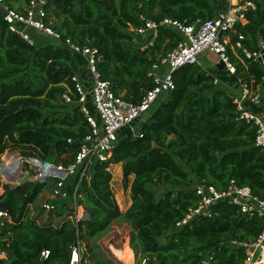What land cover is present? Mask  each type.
I'll list each match as a JSON object with an SVG mask.
<instances>
[{
  "label": "trees",
  "instance_id": "16d2710c",
  "mask_svg": "<svg viewBox=\"0 0 264 264\" xmlns=\"http://www.w3.org/2000/svg\"><path fill=\"white\" fill-rule=\"evenodd\" d=\"M4 1L22 11L28 0ZM106 1L109 12L103 0H52V28L63 39L96 47L101 77L109 81L115 94L123 93V99L133 103L152 88L147 77L150 66L181 39L176 32L161 29L152 46L141 49L129 32L140 26L138 15L155 22L171 18L192 23L211 19L226 8L221 0ZM247 1L255 9L246 12L247 23L237 25L236 31L244 35L246 47L255 50L257 40H264V0ZM229 36L234 42L235 36ZM228 53L236 67L235 76L216 70L221 83L232 84L238 78L252 89L259 86L261 107L254 110L264 111L263 69L252 61L236 59L230 50ZM78 69L77 56L64 46L29 45L9 33L0 12V155L14 150L53 164L73 161L81 140L90 133L71 83ZM172 80L174 89L156 103L140 125L141 136L119 137L107 162H92L83 176L78 169L65 181L67 198L54 206L67 211L69 217L75 200L89 215L88 221L77 226L68 218L58 226L50 220L39 224L29 217L30 206L44 185H4L0 211L7 212L11 223L0 228L5 254L0 264H40L43 250L50 253L46 264H68L70 246L77 239L82 264H112L103 258L96 243L83 245L80 239L83 235L89 239L102 236L120 220L130 228L128 237L138 258L136 264L143 260L144 264H200L205 255L211 257L210 264H243L242 249L230 243L255 240L263 228L262 218L242 215L237 208L219 203L212 206L210 218L168 231L189 207L198 204L192 190L197 183L224 189L234 180L264 200V156L254 146L256 129L239 120L229 89L214 85L213 76L201 66H183L172 73ZM65 92L70 93L69 104L61 99ZM86 106L94 115L89 97ZM118 164L125 186L130 183V206L124 212L110 187L108 169ZM153 187H160V193ZM115 253L130 263L127 249Z\"/></svg>",
  "mask_w": 264,
  "mask_h": 264
},
{
  "label": "built area",
  "instance_id": "2783aa9c",
  "mask_svg": "<svg viewBox=\"0 0 264 264\" xmlns=\"http://www.w3.org/2000/svg\"><path fill=\"white\" fill-rule=\"evenodd\" d=\"M221 1L226 3V8L218 10L213 18L205 21L196 20L188 23L186 20L164 18L155 22L145 15H138L140 26L136 29L130 28L129 32L133 33L135 40L137 37L145 39L141 49L152 46L161 29L172 30L179 34L181 39L172 50L150 66L147 77L152 88L145 93L142 100L133 103L124 100L122 95L115 94L109 81L101 77L97 66L100 57L96 47L80 45L70 38L63 39L62 35L52 28L54 21L50 16L53 8L52 0H28L22 11L16 7L11 8L4 0H0V12L9 33L16 35L29 45H34L32 35L37 34L42 38L50 39L52 44L64 46L71 54L83 60L90 80V86L86 89L77 75L71 77L76 103L90 126V133L81 140L73 161L66 165L53 164L38 156H27L18 151L6 150L0 155V195L4 192V185L12 188L25 182L46 185L52 181L51 199L59 201L66 199L67 192L64 190V184L68 177L74 175L78 169H81V176H83L92 162H107L119 141V131L128 127L129 132L133 133L131 125L149 114L161 95L174 89L172 73L187 65L201 66L200 58L205 53L215 56V64L221 62L224 72L231 77L235 76L236 67L229 56V50L238 60H249L259 64L264 72V40L259 38L256 49L250 50L244 43V35L236 31L237 25L247 23L246 12L254 10V4L247 0ZM229 34L235 36L234 42H231ZM212 76L214 85L222 84L230 90L232 103L239 112V120L251 123L256 129L254 146L260 149L264 156V111L254 110L261 107L259 86L252 89L238 78L232 84L221 83L218 77ZM262 81H264V75ZM88 97L95 116L86 106ZM61 99L64 104L71 103L70 93H63ZM133 136H141V134ZM67 143L71 144V139H68ZM192 190L199 198L198 204L189 207L184 217L176 221L168 232L180 230L196 219L210 218L212 206L226 203L237 208L242 215L262 218L263 228L255 240L232 241L230 244L242 249L243 264H263L264 200L253 195L248 186H239L234 180L229 181L224 189H217L213 185L201 182L197 183ZM42 209L46 213H51L55 210V206L48 203L44 204ZM71 209L68 220L75 226L79 222L90 219L84 209L75 203V200L72 202ZM10 223L7 212L0 211V228ZM110 249L112 254L117 256L116 251L113 248ZM49 258V251L43 250L39 256L40 264H46ZM4 259L5 254L0 249V260ZM144 263L145 260L142 261V264ZM210 263L211 257L205 255L200 264ZM68 264H82V251L78 239L70 246Z\"/></svg>",
  "mask_w": 264,
  "mask_h": 264
},
{
  "label": "rangeland",
  "instance_id": "374dc122",
  "mask_svg": "<svg viewBox=\"0 0 264 264\" xmlns=\"http://www.w3.org/2000/svg\"><path fill=\"white\" fill-rule=\"evenodd\" d=\"M32 36H33L32 40L34 41V44L36 46H43L46 43H51L50 39H46L45 37L42 38L36 35H32ZM144 42H145L144 38L142 39L138 38L136 39V46H139L140 48H142V46L144 45ZM210 55L208 53L203 54V56L201 57V62L203 63L202 65L209 72L216 75V69L213 68L216 57L213 55L212 56ZM222 76H225V73L222 72ZM216 77L218 76L216 75ZM229 93H230V90H229ZM122 94L123 93H120V95ZM163 97L164 95H161L159 97V101H161ZM59 102H61V100H59ZM88 105H90V102H88ZM89 107H91V105ZM147 117H148V114L145 115L142 119L137 120L135 123L131 125L133 133L129 132L130 128L126 127V128H123L121 131H119L118 136L119 137H124V136L134 137L133 135H136L139 133L140 125L147 119ZM108 170L110 171L112 175V181H111L110 187L114 195V199L117 205L119 206V208L124 212L130 206V195H129L130 183H128L127 186H125L123 179H122L121 166L119 164L112 165L111 167H109ZM52 186H53L52 181H49L46 185H44L43 190L40 193L38 199L30 206L29 217L31 219L37 220V223L39 224H43L50 220L54 226H58L61 221H63L64 219L67 220L68 212L67 211L64 212V210L61 209L60 206H55V210L51 213H46L42 209V206L44 204L52 203L54 205V202L59 201V200L51 199ZM152 189L153 190L156 189L157 194L160 193L161 191L160 187L158 188L153 187ZM59 213H62V215L59 216ZM129 232H130V228L126 225L125 221L120 220L118 222H113L111 224L110 229H108V231H106L105 233L101 234L102 236L98 235L97 237L89 239L83 235L80 240L83 245H89V244L94 245L96 243L95 245L99 248V251L103 253V258L106 260H110L112 264H136L138 261V258L135 257L131 249L130 240L128 237ZM115 246L119 248L122 247V249H116ZM110 248H113L115 251H121V250L125 251V249H127L128 254L130 255L129 257L131 259L130 263H127L125 258H124L125 261H123L124 260L123 258H119L118 256L113 255ZM0 249H1V246H0ZM116 257H118L119 260ZM86 264H89V262L86 261Z\"/></svg>",
  "mask_w": 264,
  "mask_h": 264
},
{
  "label": "crops",
  "instance_id": "0c3cea01",
  "mask_svg": "<svg viewBox=\"0 0 264 264\" xmlns=\"http://www.w3.org/2000/svg\"><path fill=\"white\" fill-rule=\"evenodd\" d=\"M34 34V33H33ZM34 35H36V36H38V37H40L39 35H37V34H34ZM210 55V54H209ZM203 56V55H202ZM201 56V57H202ZM210 56H212V55H210ZM77 61H78V63H79V74L77 75L78 77H79V79L82 81V83L84 84V87L86 88V89H88L89 88V86H90V80H89V77H88V75H87V73H86V70H85V67H84V62H83V60L80 58V57H78L77 56ZM200 61H201V58H200ZM202 63V62H201ZM214 63H215V61H214ZM213 63V64H214ZM203 64V63H202ZM202 66V68L205 70V71H207L208 73H210V74H212L211 72H209L203 65H201ZM213 68H214V65H213ZM215 69V68H214ZM212 75H214V74H212ZM217 75V74H216ZM227 75V74H226ZM220 76V75H219ZM228 76V75H227ZM228 77H231V76H228Z\"/></svg>",
  "mask_w": 264,
  "mask_h": 264
},
{
  "label": "water",
  "instance_id": "95a60500",
  "mask_svg": "<svg viewBox=\"0 0 264 264\" xmlns=\"http://www.w3.org/2000/svg\"><path fill=\"white\" fill-rule=\"evenodd\" d=\"M103 4H104V6H105L107 12H109L110 9H109V7H108V5H107V1H106V0H103ZM214 68H215L217 71H219V72L224 71V66H223V64H222L221 62L216 63L215 66H214ZM165 152H166V151H165ZM13 180H14V179H12V181H13Z\"/></svg>",
  "mask_w": 264,
  "mask_h": 264
},
{
  "label": "bare ground",
  "instance_id": "6f19581e",
  "mask_svg": "<svg viewBox=\"0 0 264 264\" xmlns=\"http://www.w3.org/2000/svg\"><path fill=\"white\" fill-rule=\"evenodd\" d=\"M262 263H264V261Z\"/></svg>",
  "mask_w": 264,
  "mask_h": 264
}]
</instances>
